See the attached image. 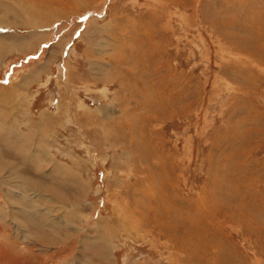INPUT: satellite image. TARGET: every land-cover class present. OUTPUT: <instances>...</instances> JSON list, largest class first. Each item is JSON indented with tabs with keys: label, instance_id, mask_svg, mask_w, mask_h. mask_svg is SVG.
I'll return each instance as SVG.
<instances>
[{
	"label": "rangeland",
	"instance_id": "obj_1",
	"mask_svg": "<svg viewBox=\"0 0 264 264\" xmlns=\"http://www.w3.org/2000/svg\"><path fill=\"white\" fill-rule=\"evenodd\" d=\"M0 264H264V0H0Z\"/></svg>",
	"mask_w": 264,
	"mask_h": 264
}]
</instances>
